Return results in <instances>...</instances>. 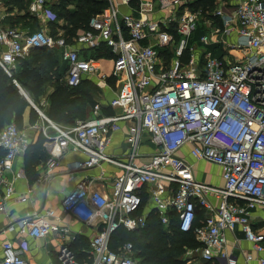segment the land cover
Returning <instances> with one entry per match:
<instances>
[{
	"label": "built area",
	"instance_id": "obj_1",
	"mask_svg": "<svg viewBox=\"0 0 264 264\" xmlns=\"http://www.w3.org/2000/svg\"><path fill=\"white\" fill-rule=\"evenodd\" d=\"M107 1L103 12L92 17L72 42H67L63 31L54 34L46 26L34 32L5 27L0 1V68L9 77L31 50L59 48L68 65L66 85L74 88L86 76L101 72V60L93 53L107 46L113 61L111 76L120 85L108 103L111 113L96 104L89 119H78L71 126L52 122L36 108L45 120L40 129L50 152L37 178L39 184L51 180L61 158L72 151L86 155L75 170L105 164L120 169L111 177L108 191L93 187L94 181L105 179L103 175L87 177L62 200L64 212L97 230L87 254L78 259L72 248L76 236L68 226L55 225V211L47 210L27 213L11 226L13 230L17 225L23 244L3 242L0 264H31L23 255L24 238L45 239L56 232L63 240L60 264H139L133 244L112 249V236L119 228L143 229L152 211L166 229L175 224L181 232L195 233L200 246L185 250L194 264H198L196 256L205 262L218 259L238 264L227 249L228 233L237 228L258 254L259 264H264V233L254 226L255 212L264 209V0H231L229 4L219 0L204 19L207 33L199 45L190 39L203 15L189 10L186 0ZM50 2L32 0L28 13L43 24L57 22ZM121 4L131 12L122 13ZM123 128L127 153L108 155L113 134ZM30 144L15 122L0 132L4 151L0 214L12 201H28V194L19 195L6 173ZM144 146L150 150L142 151ZM185 146L194 161L220 167L222 185L196 179L194 164L179 155ZM198 211L204 218L196 225ZM251 259L247 255L246 261Z\"/></svg>",
	"mask_w": 264,
	"mask_h": 264
},
{
	"label": "trees",
	"instance_id": "obj_2",
	"mask_svg": "<svg viewBox=\"0 0 264 264\" xmlns=\"http://www.w3.org/2000/svg\"><path fill=\"white\" fill-rule=\"evenodd\" d=\"M228 4L231 0H223ZM32 0H7V5L18 7L19 10L25 11V15L10 21L14 26L16 23H22L24 26L29 25L33 30L40 29L36 18L28 13V7ZM72 5V6H71ZM108 6L107 0H59L53 5L52 10L58 16V21L50 24L54 34L63 31V35L67 42L73 39L81 30L88 27L92 17L100 14ZM187 6L192 11L202 12V21L211 16L212 12L217 8V0H187ZM64 20L67 25L63 26L60 20ZM34 32V31H32ZM201 34V35H200ZM204 34L199 33L198 37ZM176 39L178 36L175 34ZM100 49L93 53L96 58L111 59L110 50ZM215 55H220L213 50ZM188 53V52H187ZM60 57L54 50L48 48L31 50L29 56L20 61L16 72L9 77L0 68V132L5 125L15 122L21 129L23 126V114L29 101L23 96L14 83V79L22 86L28 96L37 100V96L44 91V86L49 82L55 84V91L49 97V105L44 111L42 107L36 105L52 122L61 126H71L78 119L86 118V108L88 105L94 104V99L88 92L82 91L80 85L70 88L64 82V69L60 63ZM68 69V68H67ZM92 90L94 88H91ZM90 91L95 93L94 90ZM38 102V100H37ZM40 103V101H39ZM39 119V113L32 109L31 123H35ZM4 156V151L0 148V159ZM25 156L26 174L29 179L34 180L39 177L36 167L49 159V154L44 147V138L41 137L36 143L30 144ZM204 218V213L198 211L196 225L200 224ZM72 248L77 254L78 259H83L87 254L83 241H79L77 245L85 250L78 254L75 242ZM132 243L136 252L139 264H186L187 260L183 258L186 248H196L200 243L196 240L193 231L181 232L175 224L166 229L160 221L158 214L152 211L146 221V226L137 231H128L125 228H119L112 236L111 247L116 249L120 244ZM200 261V260H199ZM198 264H214L211 262L200 261Z\"/></svg>",
	"mask_w": 264,
	"mask_h": 264
},
{
	"label": "crops",
	"instance_id": "obj_3",
	"mask_svg": "<svg viewBox=\"0 0 264 264\" xmlns=\"http://www.w3.org/2000/svg\"><path fill=\"white\" fill-rule=\"evenodd\" d=\"M3 4V12H4V19L3 24L5 27H15L19 28L26 32L35 31L29 25L24 26L22 23H16L14 26L10 23L11 19L16 20L25 15V11H21L18 7L14 6L12 10V6L7 5V0H0ZM50 7L52 9L53 5H55L59 0H50ZM117 3L120 0H115ZM219 0H217L218 3ZM227 3V2H225ZM72 6V5H71ZM119 9L122 13H130V7L126 5H120ZM32 16V15H31ZM34 17V16H32ZM155 17V16H153ZM39 27H49L50 24H43V22L37 18ZM81 30L80 32H82ZM79 32V33H80ZM64 33V32H63ZM78 33V34H79ZM78 49L81 46L76 45ZM103 50H110L107 46H104ZM214 48V47H210ZM52 49V48H48ZM56 49L58 55L60 57V63L62 64V68L64 69V82L66 75H67V68L68 65L66 62L63 61L61 57V49ZM83 49V48H81ZM215 50V49H214ZM85 55L90 54L89 52H84ZM106 58H102V60ZM112 61L111 59H108ZM103 67V65H102ZM106 75V78H101V76ZM82 91L88 92L91 94L94 99V104L88 105L86 108V118L89 119L91 117L92 109L96 104H100L103 107L105 113H111L112 111L108 107V103L110 99L119 91V83L116 81L114 77L111 75L108 76L106 73L101 72L94 75H88L83 79L81 83ZM94 88V92H90ZM44 93L40 97V104L42 105L43 110L45 111L49 105V97L55 91V84L53 82H49L44 86ZM92 90V91H93ZM43 97V98H42ZM37 106L30 105L27 107L23 114V126L21 130L25 133L29 138L32 144L36 143L41 137V125L45 124V120L40 116L39 119L35 123H31V114L32 109H36ZM41 111V110H40ZM42 112V111H41ZM44 113V112H42ZM44 116L48 118L45 114ZM35 125H38V128H35ZM143 149H147L144 152H148L150 148L148 146H144ZM47 150V149H46ZM128 151V146L125 140V128L123 130L116 132L112 136L111 144L107 148L108 155L112 156H124ZM49 157L50 152L47 150ZM180 156L186 158L189 162L194 164V173L195 177L198 181L214 184L213 179L219 178L220 183L219 185L223 184L222 180V172L219 166L214 164H209L207 162L199 161L196 162L190 156V148L189 146H185L180 152ZM25 156L20 155L14 162L12 169L8 170L6 175L7 177L14 182L16 192L20 195L28 194V201L25 203H18V202H10L8 204L7 211L5 213L0 214V255H1V245L3 242L9 240L13 241L15 245L19 246L23 244V237L19 234L17 225L15 229H11V226L18 222L19 218L24 216L27 213H34V212H46L47 210H54L55 216L52 218V222L55 225L59 226H68L71 230V233L76 236L78 239L74 245L77 247L78 254L84 252L82 247L77 245L79 241L83 242H90V238L94 236L97 232L95 228L88 227L84 224L79 223L70 214L64 212L62 207V200L63 198L73 190L77 184L81 181L85 180L87 177L92 178H99L102 175L105 179L97 180L93 182V187L96 189L108 191L110 186V179L114 174H119L120 169L116 168L112 165L105 164L102 168L91 169V170H83L78 169L77 166L82 163L86 159V155L81 152L72 151L65 154L60 161V166L55 170V176L49 180L45 185H41L37 182V179L31 180L28 178L26 174L25 168ZM46 165V164H45ZM44 163L39 164L36 169L41 174L43 171ZM69 171H73V174H68ZM18 173H21L22 177H16ZM39 174V176H40ZM255 223L254 226L257 230L264 233V209L261 208L255 212ZM26 247L24 249V257L31 263V264H60L58 261V251L60 246L63 243L62 238L56 232L51 234L49 237L45 239H31L25 237ZM236 239L238 240L236 242ZM227 249L230 252H233L235 257L237 258L238 264H259L257 257L258 254L254 252L252 249V245L245 239V235L242 232L241 228H237L234 233H228V244ZM264 254V252H263ZM247 255H251L252 259L250 261H246ZM200 261H203L199 258ZM214 264H226L224 260H214Z\"/></svg>",
	"mask_w": 264,
	"mask_h": 264
},
{
	"label": "rangeland",
	"instance_id": "obj_4",
	"mask_svg": "<svg viewBox=\"0 0 264 264\" xmlns=\"http://www.w3.org/2000/svg\"><path fill=\"white\" fill-rule=\"evenodd\" d=\"M186 4H187V0H186ZM189 10H191L190 8H189ZM192 11V10H191ZM37 20V19H36ZM38 21V20H37ZM60 23L63 25V26H66L67 25V23L62 19V20H60ZM50 27V26H49ZM201 31H203L204 32V34L205 33H207V25H206V22H205V20H201L200 22H199V28L197 29V31H195L194 32V34L192 35V37H191V39H190V43L191 44H200V37H198L199 36V33L201 32ZM201 35V34H200ZM200 47V46H199ZM49 50H54L55 52H57V50L56 49H49ZM58 53V52H57ZM234 55H238V53H234ZM59 56V55H58ZM102 65H103V67H102V72H104V73H106L108 76H110L111 74H112V72H113V61H111V60H108V59H103L102 60ZM62 78H64L63 76H62ZM45 90V89H44ZM43 93H44V91L41 93V94H39L38 96H37V100H38V102H37V100L36 99H33V97H31V96H28V103H29V105H39L40 107H42V105L39 103V101H40V97L43 95ZM43 98V97H42ZM38 108V107H37ZM147 149H142V151H146ZM213 179V181H214V184H216V185H219V183H220V180H219V178H214V176L213 177H211V180ZM87 244L89 245V242H88V239H87V242H85L84 243V248L87 250ZM183 258L185 259V260H187V258H186V256H185V253H184V255H183ZM200 262L199 261V257L198 256H196L195 257V262ZM186 264H194V262L192 261H188L187 260V262H186Z\"/></svg>",
	"mask_w": 264,
	"mask_h": 264
},
{
	"label": "snow or ice",
	"instance_id": "obj_5",
	"mask_svg": "<svg viewBox=\"0 0 264 264\" xmlns=\"http://www.w3.org/2000/svg\"><path fill=\"white\" fill-rule=\"evenodd\" d=\"M205 112L207 113V112H208V110H207V109H205Z\"/></svg>",
	"mask_w": 264,
	"mask_h": 264
}]
</instances>
